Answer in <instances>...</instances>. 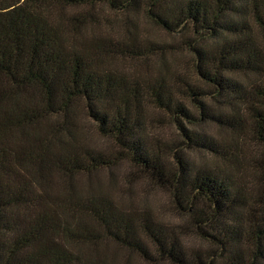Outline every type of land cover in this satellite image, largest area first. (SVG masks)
I'll list each match as a JSON object with an SVG mask.
<instances>
[{
	"label": "trees",
	"instance_id": "16d2710c",
	"mask_svg": "<svg viewBox=\"0 0 264 264\" xmlns=\"http://www.w3.org/2000/svg\"><path fill=\"white\" fill-rule=\"evenodd\" d=\"M123 162L176 224L116 199ZM107 245L264 264V0H0V264H117Z\"/></svg>",
	"mask_w": 264,
	"mask_h": 264
},
{
	"label": "rangeland",
	"instance_id": "374dc122",
	"mask_svg": "<svg viewBox=\"0 0 264 264\" xmlns=\"http://www.w3.org/2000/svg\"><path fill=\"white\" fill-rule=\"evenodd\" d=\"M137 19H138L137 23H138L139 29L144 31L145 35L148 38H151L157 41H170L171 42L174 40V38L166 36L159 29L154 27L150 22L146 21V19H144L142 15L137 16ZM177 54L179 58L178 60H184L183 56L179 55L180 54L179 51ZM184 57L187 58L188 56L185 55ZM239 80L241 79L239 78ZM202 129L217 138L223 135L221 130H219L217 127L213 125H205L202 127ZM152 132L155 133V135L158 137L162 136V138L164 139L173 137L174 135L172 129L169 126H165L158 131L155 130ZM92 141L96 143L102 140L101 139L98 140L93 137ZM191 157L195 163L206 162V160L201 158V156L198 154H192ZM132 169L133 168L127 162H123L117 167V169L114 170L115 172L114 174L116 176L115 184L117 185L116 187L119 188V192L121 193L120 195L116 193V196H115L116 199L119 202H133L136 205L144 204V206H148V208L150 209L152 213H156L157 215H159V217H162L164 221L168 223L171 222L172 224H176L177 220L174 218L175 216L168 210L169 209L168 208L169 199L165 191L151 188L149 185H147L144 179L141 178L140 180H138L136 176L133 178L131 185H127L124 182V176L129 173L134 172V170ZM101 178L105 179L106 174H102ZM122 187H125V189L127 190L129 189V191L123 192ZM186 242H187L186 245L191 248H195V249H198V248L206 249L207 248L206 244H202L192 237L187 238ZM106 250H107L106 254L108 255L111 253L112 254L114 253L115 256L117 257L116 259L117 264H121L123 257H125V255L117 254V251H115V249H113L111 245H107ZM131 257H132L131 259L132 264H144L137 257H133V256Z\"/></svg>",
	"mask_w": 264,
	"mask_h": 264
}]
</instances>
